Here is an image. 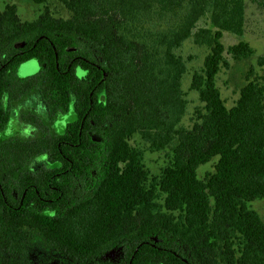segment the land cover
Instances as JSON below:
<instances>
[{
    "label": "trees",
    "instance_id": "16d2710c",
    "mask_svg": "<svg viewBox=\"0 0 264 264\" xmlns=\"http://www.w3.org/2000/svg\"><path fill=\"white\" fill-rule=\"evenodd\" d=\"M59 1L70 20L49 8L34 22L14 5L0 12V98L29 90L14 82H31L50 106L70 95V206L43 203L59 214L40 225L34 214L0 224V264H264V221L251 207L264 202V78L251 72L232 108L218 87L227 54H255L246 42L223 43L244 33V0ZM208 15L210 27L199 28ZM189 39L209 54L191 83L203 110L185 129L187 66L177 52ZM32 60L40 72L20 78ZM136 135L155 152L171 149L160 173L131 144ZM113 250L116 263L105 259Z\"/></svg>",
    "mask_w": 264,
    "mask_h": 264
},
{
    "label": "flooded vegetation",
    "instance_id": "af4514ba",
    "mask_svg": "<svg viewBox=\"0 0 264 264\" xmlns=\"http://www.w3.org/2000/svg\"><path fill=\"white\" fill-rule=\"evenodd\" d=\"M67 71L70 73V61ZM14 85L27 86L29 90L16 89L13 96L5 92L0 98V224L10 227L17 223L12 216L34 214L36 224L40 225L43 214H59L53 208L44 210L43 203L55 206L67 200L70 206L73 162L63 156V149L70 154L73 147L70 123L74 121L75 108L70 106V95L57 97L50 106L39 89L31 88V82ZM49 152L59 153L66 160L54 162ZM63 213L64 209L60 214ZM22 229L27 228L22 225Z\"/></svg>",
    "mask_w": 264,
    "mask_h": 264
},
{
    "label": "rangeland",
    "instance_id": "374dc122",
    "mask_svg": "<svg viewBox=\"0 0 264 264\" xmlns=\"http://www.w3.org/2000/svg\"><path fill=\"white\" fill-rule=\"evenodd\" d=\"M245 2V27L242 36L226 34L223 43L227 49L240 42L248 43L255 51V54L248 59L235 61L229 54L226 55L230 63L229 69H224L218 77V87L222 92L223 99L227 107L232 108L240 97V92L247 84V77L252 72L251 77L264 78V0H244ZM7 5H14L18 9V15L22 22H34L46 8L51 10L52 15L57 19H71L70 12L59 0H46L43 4H37L32 0H0V12H3ZM168 20V25L174 22ZM171 21V22H170ZM199 28L210 27L209 15L198 25ZM187 66V73L183 79L182 90L184 100L187 102V111L181 121L180 127L192 129L196 123L198 112L203 110V104L199 100L197 92L191 89L192 77L194 73L201 72L204 62L209 54V48L195 45L193 39L187 40L178 50ZM41 67L36 60L23 64L18 72L22 79L37 75ZM78 75L84 74L79 71ZM264 84V81H263ZM131 144L139 148L144 153V163L151 175L154 176L165 168L172 155L170 148L164 151L155 152L150 144L145 142L140 135H136ZM42 161H44L42 159ZM217 159L199 169V176L203 179L207 174L214 172ZM264 221V202L257 201L251 205Z\"/></svg>",
    "mask_w": 264,
    "mask_h": 264
},
{
    "label": "water",
    "instance_id": "95a60500",
    "mask_svg": "<svg viewBox=\"0 0 264 264\" xmlns=\"http://www.w3.org/2000/svg\"><path fill=\"white\" fill-rule=\"evenodd\" d=\"M122 258L121 250H113L109 254L106 255L105 259L111 260L112 262L116 263L120 261Z\"/></svg>",
    "mask_w": 264,
    "mask_h": 264
}]
</instances>
